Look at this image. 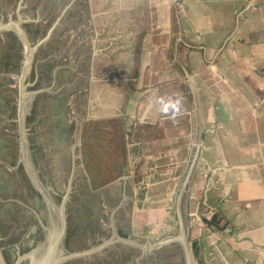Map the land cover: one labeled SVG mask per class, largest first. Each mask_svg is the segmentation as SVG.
Here are the masks:
<instances>
[{"label": "water", "instance_id": "95a60500", "mask_svg": "<svg viewBox=\"0 0 264 264\" xmlns=\"http://www.w3.org/2000/svg\"><path fill=\"white\" fill-rule=\"evenodd\" d=\"M0 264H264V120L175 0H0Z\"/></svg>", "mask_w": 264, "mask_h": 264}, {"label": "crops", "instance_id": "0c3cea01", "mask_svg": "<svg viewBox=\"0 0 264 264\" xmlns=\"http://www.w3.org/2000/svg\"><path fill=\"white\" fill-rule=\"evenodd\" d=\"M185 28L264 120V0H175Z\"/></svg>", "mask_w": 264, "mask_h": 264}, {"label": "clouds", "instance_id": "9594fccd", "mask_svg": "<svg viewBox=\"0 0 264 264\" xmlns=\"http://www.w3.org/2000/svg\"><path fill=\"white\" fill-rule=\"evenodd\" d=\"M160 111L162 114L169 116L170 119H175L176 117L182 115L183 113V101L182 98L176 97H160Z\"/></svg>", "mask_w": 264, "mask_h": 264}]
</instances>
